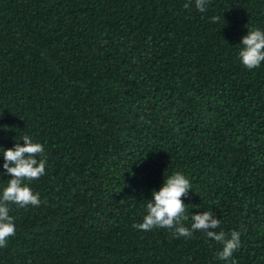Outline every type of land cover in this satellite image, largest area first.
Masks as SVG:
<instances>
[{
  "label": "trees",
  "instance_id": "obj_1",
  "mask_svg": "<svg viewBox=\"0 0 264 264\" xmlns=\"http://www.w3.org/2000/svg\"><path fill=\"white\" fill-rule=\"evenodd\" d=\"M187 2L0 0V147L29 135L47 160L0 264H264V62L238 56L264 0ZM175 171L190 214L240 232L231 258L133 227Z\"/></svg>",
  "mask_w": 264,
  "mask_h": 264
},
{
  "label": "clouds",
  "instance_id": "obj_2",
  "mask_svg": "<svg viewBox=\"0 0 264 264\" xmlns=\"http://www.w3.org/2000/svg\"><path fill=\"white\" fill-rule=\"evenodd\" d=\"M191 2L192 0H188L184 7L188 8ZM208 3L209 0H195V7L204 12ZM240 44L238 56L242 64L249 70L258 68L264 62V30L248 29ZM22 140L23 145L16 142L12 148L0 147L3 149L4 173L11 177L0 191V248L6 247L9 238L15 235V222L14 217L10 215L9 205L15 204L25 208L38 207L41 204L39 193L33 192L29 184L46 174L44 145L33 142L29 135H24ZM191 189L189 179L181 171H175L165 177L161 188L153 190L152 198L147 200L146 214L142 222L134 224L133 227L142 231L163 228L169 230L176 238L185 239L192 237L195 231H202L209 239L223 246L217 253L219 259L231 258L241 245L240 232L233 230L229 236L224 231H215L220 227V219H217L212 211L190 214L188 205H185L182 198L187 197ZM189 220L190 227L186 226Z\"/></svg>",
  "mask_w": 264,
  "mask_h": 264
}]
</instances>
